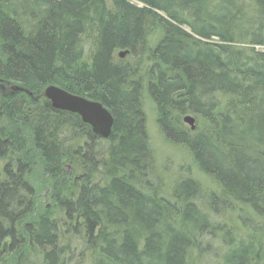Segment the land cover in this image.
<instances>
[{
    "label": "trees",
    "instance_id": "16d2710c",
    "mask_svg": "<svg viewBox=\"0 0 264 264\" xmlns=\"http://www.w3.org/2000/svg\"><path fill=\"white\" fill-rule=\"evenodd\" d=\"M0 82L32 94H0V264H264V0H0ZM47 85L100 101L111 135ZM144 93L218 191L162 189ZM234 202L241 237L214 219Z\"/></svg>",
    "mask_w": 264,
    "mask_h": 264
},
{
    "label": "rangeland",
    "instance_id": "374dc122",
    "mask_svg": "<svg viewBox=\"0 0 264 264\" xmlns=\"http://www.w3.org/2000/svg\"><path fill=\"white\" fill-rule=\"evenodd\" d=\"M119 53H122L123 55ZM136 53H139V51H137ZM114 54H116V56L120 58H125L126 56H130L129 51L124 52V49H118L117 51L114 52ZM131 61H133V59ZM141 72H144V70H141L140 73ZM18 91H21V90H18ZM142 97H143L142 107L144 108V113H145V118H146L145 127L147 129L148 140H149L151 149L153 150L154 158L156 161L155 172L158 173V175L162 178V182H164L165 184L162 187V189L167 191L169 186L176 183L175 181L177 180L178 175L190 172V174H192V176L197 181L202 183L205 189H208V190L213 189L214 191H218L217 186L215 185L214 181L210 179L206 174L201 173L196 169L193 159L190 158V155L187 153L186 149H184L180 145H174L170 143L167 139L163 137L162 133L157 127L154 103L152 102L150 97L146 95V93H144ZM56 111H59V110L56 109ZM182 121H183V118H182ZM183 123L186 126L190 127L188 123H185L184 121ZM195 128L196 127H195V122H194V128L192 129L190 127V130L194 131ZM37 176H38V173L32 177V179H34L35 185H37V181H38ZM48 192L49 191L46 190L44 192L42 191L40 193L41 195L39 194L40 202H43V204L49 203L50 201V198H48L47 196ZM233 206L234 207L231 212L229 211L227 212L225 208H223V210H220V213L218 215H215L214 219L217 221V223L223 224L224 227L226 226L227 229H229L232 233L234 234L236 233L235 235H238V237H241V234H244L243 232L245 231L246 227L244 226L245 224L240 222L241 220L238 218V214L239 215L241 214V216L245 215L246 211L248 210L247 208L244 207V205H240L235 202ZM261 219H264V217ZM255 220L260 221L259 218H256ZM238 233H241V234H238ZM213 245L219 248L217 240H214Z\"/></svg>",
    "mask_w": 264,
    "mask_h": 264
},
{
    "label": "water",
    "instance_id": "95a60500",
    "mask_svg": "<svg viewBox=\"0 0 264 264\" xmlns=\"http://www.w3.org/2000/svg\"><path fill=\"white\" fill-rule=\"evenodd\" d=\"M6 90L7 88L5 85L0 83V93L5 94ZM9 90L12 92L24 90L30 96L32 95L30 91L17 85H12ZM42 97L49 101L53 110L57 109L65 112L68 111L79 116L83 123L90 126L91 132H93L96 136L108 138L111 135L112 124L114 122L113 116L100 101L98 102L80 95H74L57 85H47L44 88ZM183 121L188 123L192 129L194 128L195 119L193 116L186 114L183 117Z\"/></svg>",
    "mask_w": 264,
    "mask_h": 264
}]
</instances>
